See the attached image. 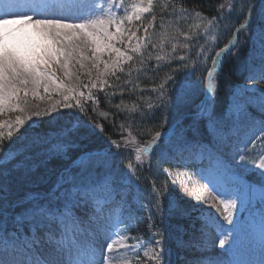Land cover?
<instances>
[{
  "label": "snow or ice",
  "instance_id": "obj_1",
  "mask_svg": "<svg viewBox=\"0 0 264 264\" xmlns=\"http://www.w3.org/2000/svg\"><path fill=\"white\" fill-rule=\"evenodd\" d=\"M20 6L19 0H0V198L6 199L10 183L32 185L18 202L22 219L17 236L23 229L27 238L12 243L28 258L5 259L0 254V264H171L164 227L169 220L176 248L207 251L212 243L209 223L219 227L222 217L234 224L236 199L219 193L202 199L196 189L197 202L207 208L197 217L198 228L195 221L185 227L182 221L189 220L192 209L173 196L167 181L157 187L152 159L157 149L163 156L166 133L160 129L176 107L193 102L197 89L204 97L197 107L213 122L223 60L252 42L257 29L264 52V0L259 5L255 0H229L227 9L224 3L216 5L218 14L210 18L186 6V0H42L28 12L19 11ZM217 29L230 31L231 37L218 50L219 37L210 35ZM242 34L247 37L243 42ZM205 37L212 44L207 39L201 44ZM153 60V71L161 64L169 71L151 88L155 97L145 101V111L144 105H129L123 96L127 92L143 100L134 81L139 73L146 74ZM197 72L200 77L192 81ZM259 78L264 80V56ZM100 95L115 112L101 109ZM116 96L121 97L119 103L114 102ZM121 114L125 119L117 123ZM44 117L49 123L67 121L59 129L63 143H53L47 133L31 135ZM104 122L118 139L109 135L102 147L69 156L70 148L79 149L104 134ZM232 150L241 166L264 180V121L253 123ZM100 155L122 158L121 179L151 178L150 186L141 189L137 210L144 215L117 214L123 205L112 199L111 174H100ZM66 157L70 162L63 164ZM53 160L61 161L55 170L48 167ZM145 167L148 176H142ZM164 175L171 173L165 170ZM182 188L187 192V184ZM145 222L146 239L128 234ZM227 244V236L219 239L221 249ZM184 264L221 262L197 257Z\"/></svg>",
  "mask_w": 264,
  "mask_h": 264
},
{
  "label": "rangeland",
  "instance_id": "obj_2",
  "mask_svg": "<svg viewBox=\"0 0 264 264\" xmlns=\"http://www.w3.org/2000/svg\"><path fill=\"white\" fill-rule=\"evenodd\" d=\"M21 12H28L30 8L41 3L42 0H19ZM31 31L30 27L26 29ZM159 30V29H157ZM228 30L221 31L219 29L210 33V35H216L220 38ZM258 34V32H257ZM209 44L212 41L205 37ZM257 51L249 58L253 59V65L250 64L251 72L248 73V80L245 85L234 89V92L229 98V104L227 107L226 116L237 122L238 117L243 113L244 109L249 106L257 109H264V80L260 79V71L262 64V46L260 40H256ZM194 56V53H189ZM183 55V54H181ZM58 76H62L59 70H56ZM200 73H194L190 77L192 81H197L200 77ZM256 77L250 79L249 77ZM182 79V75L179 76V82ZM244 89V91H242ZM200 90V89H197ZM58 97L53 95V99ZM41 107L44 106V102H38ZM4 119L10 117L5 116ZM45 118V117H44ZM244 123L242 128L238 131L227 130L224 131L221 125L217 124L215 119L213 122H209L208 118L204 122L207 130L212 134L214 141L211 145L202 144L194 140H182V134L184 128H177L173 132L166 134V137L170 140L167 145L163 146V156L161 157L160 149H157L153 155L152 164L157 165V162L164 160L166 165L160 164L157 175L163 177L164 181H167L172 194L175 198L181 200L186 207L192 209V221L196 222V227L200 226L201 221L197 220L200 212L207 208L206 204L198 203L196 200V189H199V195L203 199L209 193L215 195L219 193L226 198H233L237 201L238 210L234 217V224L229 225L223 218L220 217V226L217 227L214 223H209L207 227L208 239L212 241L207 246V251H184L182 249H176L172 247L173 251L170 252L169 259L174 264H184L186 260H195L197 257H203L205 262L208 258L217 259L221 264H264V225L258 224L260 219L264 215V210L260 207L253 210V217L255 220L248 218L246 225L240 232H234V225L239 219L240 214L248 207V204L256 203V200L264 202V180H261L262 187H249L245 176L251 172L246 167L241 166L238 159H234V151L232 146L237 142L238 137L242 136L249 127L255 123L260 124L252 113L246 114L244 117ZM232 121V122H233ZM190 138L189 136H187ZM203 161L207 163V166L202 165ZM101 162V160H99ZM197 163V164H194ZM107 168V165L105 166ZM167 170L171 173V176L166 177L164 171ZM123 185L132 183L131 179H121ZM114 181V180H113ZM173 181L175 184L173 185ZM187 184L188 190L185 192L182 185ZM207 185V189L204 186ZM117 183L114 181L113 189H116ZM215 190V191H213ZM112 193V199L114 197ZM166 203V202H165ZM120 208L116 209L119 214ZM22 217V215H21ZM246 217H251L248 212ZM20 217H14V222H17ZM244 221L242 222V224ZM193 231V229H189ZM199 235V233H197ZM227 236L228 244L221 249L219 246V239ZM27 237H18L14 233H4L3 227L0 229V254H3L5 259L24 260L28 258L25 253L19 248L14 249L12 243L17 241H23ZM82 240H85L84 236H81ZM185 239H188L185 236ZM129 243H131L129 241ZM7 249V252L4 250Z\"/></svg>",
  "mask_w": 264,
  "mask_h": 264
},
{
  "label": "trees",
  "instance_id": "obj_3",
  "mask_svg": "<svg viewBox=\"0 0 264 264\" xmlns=\"http://www.w3.org/2000/svg\"><path fill=\"white\" fill-rule=\"evenodd\" d=\"M255 2L257 5H259L260 0H255ZM220 3H224L225 8L227 9L229 0H186V6L194 10H202L203 14L205 16H208L209 18L213 15L218 14L213 9L215 8L216 5ZM157 23H159V15H158ZM257 23H259V21H257ZM257 32L259 33L258 29ZM230 38H231L230 31H226L224 34H222L219 44L217 46V50L218 47H222L224 43H226L227 40ZM240 39L243 42L247 39V37L246 35L242 34ZM258 39H259V34H257L253 38L252 42H248L247 45L244 47L234 49L233 54L227 55L224 59L223 67L218 79V90L213 97L214 119L217 122V124L221 125L224 131L231 130L238 132L243 126L244 123L243 117L242 116L239 117V122H235L231 118L225 117V108L226 105L228 104V97L231 93L233 86L243 83L244 81H247L246 80L248 78L247 75L248 73L251 72L250 64L253 65L252 63H254V60L253 59L250 60L249 58L252 56V54H254L257 51L256 40ZM202 41L203 39L200 42ZM178 51L179 54H184L183 50H178ZM155 63L156 62L154 60L149 62L146 74L145 72L139 73V80L134 81V83H138L139 85L137 91L140 93V95L143 96V100L138 99L136 94L130 95L129 93L125 92L123 99L127 104L130 105L132 102L142 104L144 105L145 111H147L145 101L154 99L155 97V93L151 92V88L156 86L160 82V79L164 76V74L169 71L168 67L163 64H161V67L158 71H153L152 65H154ZM173 66H175V62H173ZM173 87H175V85ZM109 91H111V89ZM100 99H101L102 110L115 112L114 108L110 109L109 106L106 103H104L103 95H100ZM120 99H121L120 96H116L114 98V102L119 103ZM201 99H203V92L202 90H197L193 102L187 106L176 107L175 110L171 112L168 122L165 123L163 128L160 130L165 133V131L169 130L173 126L180 125L182 128H184V133L182 134V140L190 139V140L198 141L202 144L211 145L214 141V138L212 137V134L207 130L204 124V122L208 117L202 112H200L201 108L197 107V104H199ZM249 110L253 113L252 114L253 117L256 118L258 121L260 122L264 121L263 112H257V110H254L252 107H249L245 111V114ZM124 119H125L124 114L118 115L116 117L117 123L121 122ZM49 121H50L49 117L43 118L38 125L34 126V128L30 130L31 135L34 136L36 133H40L41 135H43L44 133H47L53 143H63L64 137L59 134V129L65 127L67 125V121L60 120L59 122H57L55 120H52L51 123H49ZM104 126L106 129L104 134H102L98 138H92L91 141L83 142L80 145L79 149L70 148L69 156H75L78 151H83L85 149H95L102 147L105 143V137L109 135H111L114 139L119 138L118 134L113 131V128L107 122H104ZM187 136H189L190 138H188ZM166 142H168V139L166 140L164 138L162 141L163 146L167 145L165 144ZM96 159L98 161L101 160L100 163L103 165V167L100 170L101 176L105 172H108L111 174V178L117 183L116 189H114L113 192L117 194L116 197L123 205V207L120 209V213L123 212L124 215H127L128 212H131L134 216L144 215L143 212H138L137 210L140 209L141 206V196H142L141 189L148 188L150 186L151 178L149 177V179H141L140 181H137L134 177H132L133 178L132 183L123 185L121 177L124 173V169L121 164V159H122L121 157L106 158L103 155H100L96 157ZM69 162L70 161L67 157L62 161L63 164H67ZM60 163L61 161L59 160H53L50 162L48 167L49 169L55 170L56 168L59 167ZM160 164L166 165L167 162H165L164 160H160V162H157V165L152 164L153 172L157 176V181H156L157 187H159L161 182L164 181L163 177L161 178V176L157 175V173H160L159 171ZM106 165L107 168L105 167ZM142 176H148L147 167H145L142 170ZM246 179L249 182H254L256 186L262 187L261 184L262 179L256 172L253 171L249 173L246 176ZM31 188L32 185L30 184L21 185V184H16L14 182L10 183V190L7 193L6 199L0 198V229L1 230L3 227L4 231L17 233L16 229L22 217L17 222H14L13 218L15 216H20L22 214V209L18 206V202L20 201L21 197L25 196L26 193ZM244 215L245 213L242 214V218L244 217ZM190 221H192L191 218H189V220L187 221H182V223H184L185 227H187ZM164 227L168 229V233H169V238L166 240L165 246L169 248L171 251H173L172 247H175V243L172 239V233L174 231L173 222L171 220L167 221ZM128 234L129 235L141 234L146 239L147 238L146 222L140 224L138 229L134 226ZM19 235L20 236L26 235L23 229L19 230ZM171 264L174 263L171 262Z\"/></svg>",
  "mask_w": 264,
  "mask_h": 264
}]
</instances>
